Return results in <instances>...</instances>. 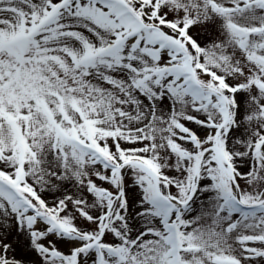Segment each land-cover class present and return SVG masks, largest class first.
<instances>
[{"label": "snow or ice", "instance_id": "obj_1", "mask_svg": "<svg viewBox=\"0 0 264 264\" xmlns=\"http://www.w3.org/2000/svg\"><path fill=\"white\" fill-rule=\"evenodd\" d=\"M0 264H264V0H0Z\"/></svg>", "mask_w": 264, "mask_h": 264}]
</instances>
